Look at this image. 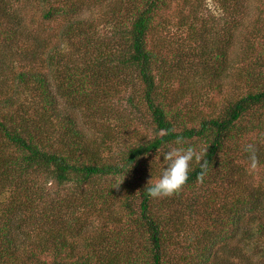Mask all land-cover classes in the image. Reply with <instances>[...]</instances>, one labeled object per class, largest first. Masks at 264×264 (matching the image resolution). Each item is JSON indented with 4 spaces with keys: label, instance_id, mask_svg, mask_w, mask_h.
Masks as SVG:
<instances>
[{
    "label": "trees",
    "instance_id": "obj_1",
    "mask_svg": "<svg viewBox=\"0 0 264 264\" xmlns=\"http://www.w3.org/2000/svg\"><path fill=\"white\" fill-rule=\"evenodd\" d=\"M44 1L40 0L45 21L64 20V29L60 31L62 45L72 50L77 37L89 40V31L84 25L93 21L82 17L85 2L65 0L63 6L45 7ZM100 1L91 0V3L96 5ZM130 1L131 28L122 31L123 47L119 48L116 58L111 59L101 52L92 60L76 64L75 53L65 54V48L60 46L42 61L41 69L30 66L18 74L17 87H23V90L15 89L11 93V88H0V135L18 153L15 154L17 157L0 160V181L6 179L15 184L19 179L23 185H28L31 177L36 176L34 180L39 182V175L46 174L53 185L71 192L70 197L67 195L55 204L46 200L51 194L47 191L40 195L39 205L28 193L31 188L14 198L13 204L0 216V264H264V248H250L244 253L243 248L231 245L239 236H245L246 241L254 237L263 239L264 183L252 186L242 180L243 185L237 186L231 181L234 173L240 174V179L244 176L253 180L249 169L232 162L226 146L229 140L237 147L242 143L240 147L246 163L251 166L250 156L254 152L258 161L255 168L264 170L262 136L258 135L256 145H250L244 141L247 132L244 133L240 126L246 117L252 118L254 113L264 109V86H261L264 76L250 73L252 60L242 62L239 77L248 85L242 97L229 101L231 103L221 115L201 122L199 129L178 130L175 118L160 104L165 102L162 86L166 80L162 71L159 73L157 54L148 49L152 25L158 19L157 15L167 10L170 1ZM203 1L182 0V18L186 20L184 12L188 10L187 18L198 21V6ZM3 3L0 2V12L6 16L10 9ZM8 23L9 19L1 23L0 34L11 44L17 33ZM3 26L5 30L1 29ZM191 38L196 43L192 46L193 53L199 60L205 56L216 62L223 59L222 52L202 45L199 40L202 37ZM48 47L43 40L41 50ZM254 49L255 46H249L247 51L252 53ZM34 56L38 53H33L32 58ZM126 71L142 84L140 102L147 106L156 136L133 140L126 150L113 155L106 153V144L101 140L99 144H92L84 139L79 122L68 109L65 112V102L60 108L58 99H64L72 108L82 105L85 99L99 97L108 101L109 93L99 90L100 82L113 77L117 79L116 76L120 77ZM23 94L28 96L27 103L31 106L23 103L21 110H13ZM16 113L24 116L18 117ZM257 127L264 135V122L260 121ZM195 138L207 142L204 159L208 161V167L203 178H200V166L193 164L189 179L179 193L170 197H149L147 187L150 185L144 181L150 178V168L145 170L149 158L165 149L167 144H175L177 139L185 143ZM216 173L217 187L213 195L217 197L220 190L228 188L231 197L224 200L216 214L213 209L207 212L210 219L200 223L197 218L200 213L193 201L187 203L184 200V190L198 184H213L211 180ZM107 180L111 181L109 188L101 185ZM135 180L139 181L136 185ZM34 184L37 186V182ZM210 200L213 202L215 198ZM102 204L111 210L127 211L130 216L137 215L135 227L124 226L118 215L107 216L95 208ZM91 211H95V217L101 219L102 225L80 253L78 245L85 237V227L80 219ZM30 226L34 227V232L38 229L37 240L30 235L33 232H30Z\"/></svg>",
    "mask_w": 264,
    "mask_h": 264
},
{
    "label": "rangeland",
    "instance_id": "obj_2",
    "mask_svg": "<svg viewBox=\"0 0 264 264\" xmlns=\"http://www.w3.org/2000/svg\"><path fill=\"white\" fill-rule=\"evenodd\" d=\"M2 1H4L3 6L9 8L10 11L6 16L0 12V25L4 20L9 19V27L17 33L11 44H8L4 39L5 36L0 34V88H11L10 92L13 90L11 93L15 89L23 90V87H17V76L20 72L29 69L30 66L35 70L41 69L42 61H45L48 55L54 54L60 46L63 50L65 48V54L75 53L73 60L76 64L92 60L101 52L111 56V59L116 58L119 48L123 47V41H120L122 31L131 28L132 21H130L129 11L132 2L130 0H102L96 5H92L91 0H79L82 4L85 2L82 17L88 19L87 21L92 19L93 22L84 25V29L89 31L87 34L89 40L86 41L84 37L79 36L76 39V45H72V50H69L65 44H61L60 40L64 20L57 18L49 23L45 21L43 4L40 0H0ZM168 1L170 4L167 10L157 15L158 19L152 25L148 35V49L157 54L159 73L162 71V77L166 80L162 86L165 89L163 95L165 102H160V104L164 105L175 118L178 130L186 127L199 129L201 122L221 115L231 103L229 101L237 100L247 91L248 85L239 77L243 70L242 62L252 60L250 73L257 72V75L262 73L264 76V0H226L224 3L223 0H204L198 6L200 18L198 21L188 19L186 9L184 12L186 20L182 18L183 11H180L183 9L182 0ZM64 2L65 0H49V2L45 0L44 5L45 7L52 4L63 6ZM1 29L5 30V26ZM191 36L202 37L199 39L202 45L207 49L222 52L223 59L216 62L205 56L204 59L199 60L193 53L192 46L196 43ZM43 40L49 46L45 51L41 50ZM249 46L256 47L252 53L249 52L250 55L247 51ZM33 53H38V56L32 58ZM37 62H39L37 65H30ZM178 63L180 65L176 66ZM156 75L158 77V71ZM116 77L117 79L113 77L100 82L99 90L102 89L104 93H109L108 101L99 97L92 100L85 99L82 105L72 108L64 99H58L60 108L64 106L62 102H65V112L68 109V113L79 122L85 136L84 139L92 144H99L101 140L107 146L104 147L106 153L113 155L122 149L126 150L133 140H148L156 136L147 106L144 102H140L142 84L137 77L132 76L130 71L122 72L120 77ZM261 86H264V81H261ZM99 90L96 91V96ZM28 100V96L23 94L12 107L13 110H21L23 103L25 106H31L27 103ZM32 109L30 107L29 111L32 112ZM15 115L24 116L22 113ZM260 121L264 122V109L254 113L252 118L246 117L240 122V126L243 127L244 133L247 132L244 141L250 145H256L255 141L258 135H261L260 143L264 149V135L257 127ZM239 138L236 137L238 140ZM182 144L184 147L191 146L197 151H205L207 148V142L202 138H195ZM169 146H176V144H167L165 149L151 156L146 162L148 165L145 170L150 168V173H148L150 178L144 180L145 184H148L151 178L152 182L158 178L164 166L161 155ZM226 146L232 162L236 161V164L249 169L253 180L244 176L240 179V174L234 173L231 181L236 182L237 186L243 185L242 180L252 186L264 183V170L260 167L252 168L243 159L240 147L242 143L237 147L234 141L229 140ZM15 154H18L17 151L11 148L0 135V160L17 157ZM218 173L211 180L213 184H198L190 190H184L186 191L184 200L187 203L193 201L196 211L200 213L197 217L200 223L210 219L207 212L213 209L216 214L215 211L223 205L224 200L231 197L228 188L220 190L217 197L213 195V190L217 187L215 178ZM39 177V182L34 180L36 176L31 177L28 185H23L19 179L14 181L15 184H11L6 179L0 181V216L7 207L13 204L14 198L25 192L26 188L32 189L28 193L39 205L40 195L47 191L51 192L46 198L48 203L54 202L55 204L65 196H71L69 189L65 190V187L60 188L53 185L46 174L39 175ZM36 182L37 186L34 184ZM110 182L109 180L103 181L101 185L109 188ZM138 182L135 180V185ZM136 193H138V188H136ZM212 198H215V201L210 202ZM95 208L107 216L118 215V220H122L124 226L135 227L134 222L137 215L130 216L127 211H122L118 207V210L114 208L111 210L105 204L95 206ZM80 220L85 227L83 231L85 237L78 245L81 253L87 241L95 236L96 231L101 227L102 221L95 217V211L84 213ZM33 228L30 226V232ZM36 232L33 231L30 234L34 235V240H37L38 233ZM262 238L261 240L254 237L246 241L245 236H239L237 241L231 245L243 248L246 253L250 248L263 249L264 237Z\"/></svg>",
    "mask_w": 264,
    "mask_h": 264
},
{
    "label": "clouds",
    "instance_id": "obj_3",
    "mask_svg": "<svg viewBox=\"0 0 264 264\" xmlns=\"http://www.w3.org/2000/svg\"><path fill=\"white\" fill-rule=\"evenodd\" d=\"M176 146H169L161 155L164 162L158 178L152 182L150 179L147 194L151 198L170 197L179 193L187 183L193 164H198L201 169V179L208 167V161L204 159V150L189 146L184 147L182 141L177 139ZM251 167L257 166V158L253 152L250 156Z\"/></svg>",
    "mask_w": 264,
    "mask_h": 264
}]
</instances>
